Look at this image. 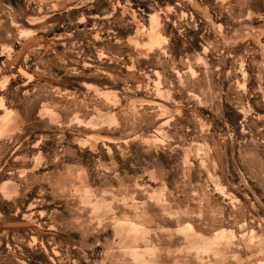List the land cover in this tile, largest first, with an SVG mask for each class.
<instances>
[{
	"label": "rangeland",
	"instance_id": "obj_1",
	"mask_svg": "<svg viewBox=\"0 0 264 264\" xmlns=\"http://www.w3.org/2000/svg\"><path fill=\"white\" fill-rule=\"evenodd\" d=\"M0 264H264V0H0Z\"/></svg>",
	"mask_w": 264,
	"mask_h": 264
}]
</instances>
